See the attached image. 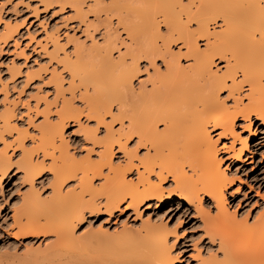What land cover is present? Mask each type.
<instances>
[{
  "label": "snow or ice",
  "instance_id": "6c2138e0",
  "mask_svg": "<svg viewBox=\"0 0 264 264\" xmlns=\"http://www.w3.org/2000/svg\"><path fill=\"white\" fill-rule=\"evenodd\" d=\"M120 6L179 15L157 11L156 35L144 42L113 13L97 17ZM225 9L236 13L231 32ZM30 17L44 30L55 25V52L30 47L40 43L38 33L21 32L33 27ZM9 29L27 71L14 73L0 45V252L13 238L20 255L34 247H25L31 237H57L70 209L78 236L108 232L90 221L151 226L134 229L136 254L92 264H264V0H3L0 30ZM221 37L239 42V59L237 49H215ZM81 46H107L113 62L131 67L129 104L105 101L96 82L85 83ZM197 60L216 78L215 119L193 137L169 135L167 119L137 118L138 85L154 88L172 66Z\"/></svg>",
  "mask_w": 264,
  "mask_h": 264
},
{
  "label": "bare ground",
  "instance_id": "6f19581e",
  "mask_svg": "<svg viewBox=\"0 0 264 264\" xmlns=\"http://www.w3.org/2000/svg\"><path fill=\"white\" fill-rule=\"evenodd\" d=\"M52 2L53 0H44L45 4ZM119 8L120 7L111 9L114 11ZM134 9L132 8V10L135 11L136 17H138L137 20H129L127 17L123 16L125 14L122 15L123 12H121V14L118 13V16L120 14L119 17L121 21L126 27L132 29L133 32L143 31L144 42L152 41L156 35L151 24L154 23L153 18L157 11L165 12L170 19H174L179 15L174 9H157L148 7H137ZM185 11L187 12L188 10L185 9ZM223 11L227 13L229 18L226 30L231 32L235 30L237 26L235 23L236 13L234 10L225 9ZM44 34L43 40H40L38 45L41 49L46 48L49 51L55 52V50L60 47L59 44L55 43L58 39V35L52 33V31H45ZM5 38H8V41L14 40V38L11 37V29L8 31H0V41L4 43ZM229 47L237 49L236 54L237 59H239V42L233 43L229 46L221 37L218 39L215 49L221 52H226L229 50ZM79 56V64L81 70L84 72L85 83H87L89 79L96 82L98 95L103 97L105 101L116 99L122 104H129V96H131V93L125 92L123 88V80L132 75V69L130 66L125 65L122 62H113L111 60L110 49L107 46L103 49L98 47L85 49L81 46ZM11 67L14 73H21L20 68L15 64ZM33 74L38 76L39 68H37L36 72ZM215 84V76L205 73L199 60L191 66L181 67L174 65L171 67L167 75L156 82L154 88L150 89L145 87L144 90L141 91L140 86H137V96L131 101V103L134 106L137 118L149 121L167 119L169 123V135L174 136L183 133L194 137L208 117L211 116L215 119L217 115V111L214 107ZM37 95L39 94L37 93ZM55 195L59 196L58 188L55 191ZM37 196L38 194L34 192L31 193L29 203H34ZM72 216L73 213L70 209L63 214L62 219L56 226V231L58 233L57 237H55L54 242L51 244H46L44 250L40 251L39 249L37 252H34L33 255L36 261L41 262V264H51L50 260L53 259L55 261L52 260V262H56V264H71V262L75 261H81L84 262V264H92L94 261H112L136 254L138 234L135 232L131 233L130 230L128 231L130 233L127 232L126 236L122 234L125 236V239L123 242L120 241L122 243L120 247L115 248L117 249L116 252L115 250L114 253L112 251L111 253L109 252L111 255L106 254V257H102V254H99V256L91 255L92 253L89 254L90 252H93V250L87 251L90 248H88V244L83 240L80 241L78 236L74 235L69 227ZM141 226L145 229L146 234L152 230L151 226L144 221ZM115 240H117V238H114V241ZM119 244L120 243L117 245L119 246ZM92 249L95 248L93 247ZM50 255L53 256V258ZM50 257L52 259H50ZM1 259L2 258L0 257V260Z\"/></svg>",
  "mask_w": 264,
  "mask_h": 264
},
{
  "label": "rangeland",
  "instance_id": "374dc122",
  "mask_svg": "<svg viewBox=\"0 0 264 264\" xmlns=\"http://www.w3.org/2000/svg\"><path fill=\"white\" fill-rule=\"evenodd\" d=\"M2 2H3V0H0V3H2ZM25 2H27V0H25ZM120 8H119L120 10L118 9V10H114V11H112V9L109 8V7L108 8H103V9H98V10H96L97 11V17H100L101 15H103L105 17V20H107V17L109 16V13H113L115 16H118V13L121 14V12H123L122 15L125 14L123 16L127 17L129 20H131V19H136L137 20L138 17H136L135 11L132 10V8L134 9V8H137V7L120 6ZM138 8H140V7H138ZM27 11H28L27 9H20L21 15L26 14ZM120 14H119V16H120ZM40 18L41 19L45 18L43 13L41 14ZM13 19H17V17L13 16ZM29 19H30L31 23L33 24V27L31 29H21V32L24 33V32L31 31L33 33H38L39 34L38 35V39L41 40V41L44 38L45 31L46 32L47 31H51V28H55V25L52 24L51 28H49L48 30H44V29L41 28V25L38 23V21L36 19H34L32 17H30ZM101 23H105V21L102 20ZM107 26L109 28H111L110 21H108ZM112 35L114 37V35H115L114 31H113ZM25 43H26L25 40H21L22 47H23V45ZM0 45H2L3 48L6 50V53H7V61H6V63L11 62L10 66L15 64L16 66H18L20 68L21 73L26 72L27 71V66L25 68H21L20 67V65L22 63H24L23 58L19 57V56H15L14 57L13 50L20 51V49L16 48L15 41L11 40L7 44H4L2 41H0ZM33 46L37 47V48H40V46L38 44H36L35 42H34L33 45H30V47H33ZM90 47L91 46H89V48ZM89 48H87V49H89ZM23 50L27 51V48H24ZM33 55L35 57H37V58L44 59L43 57H39L38 53H34ZM13 57H14V59H13ZM30 62H31V58H30ZM31 67L34 68V69L38 68L35 64H31ZM17 79L21 80V82H23V80H22V78L20 76H17ZM34 82H36V81H34ZM127 219L128 218L125 217V220H127ZM89 223L90 224H94L96 229L107 228L108 232H106V233L104 232L103 233L101 231H89L87 234H85L83 236H78V235L77 236L80 239V241L83 240L86 244H88V248L89 247L90 248L94 247L95 249H98V250H95V249H92V248L90 249L89 248V250H87V251H90V250L91 251L93 250V252L95 251L94 254H93V252H90L89 254L92 253L91 255H98V256H99V254H102L101 255L102 257H106L107 255H111L110 254L111 251L114 253V250H115V252H116L117 249H115V248H118V247L121 246V244H122L121 242H123V240L125 239L124 237L126 236V234H127V232L129 230H130L131 233L132 232L134 233L135 232L134 229L141 228L142 227L141 225H142L143 221H141L140 224H136L134 221H129L127 226L125 225V222L119 220V218H118L117 221H114V222H111V223H105L104 220H100L98 223H96L94 221H90ZM125 229H126V233H125ZM130 232H128V233H130ZM122 234H124L125 236L122 235ZM98 238H99L100 241L98 240ZM102 238H103V240H102ZM114 238L115 239L117 238V240L114 241ZM120 239H122V240H120ZM54 240H55V238H53V237H49L48 239H45L43 236L31 237L30 239H27V241L25 243V247L26 248L29 247V246H34V247H32L31 250L28 251L27 253H22L20 255H17L16 252L11 250V247H13L14 244H15V238H13V240L9 241V244L7 245L10 248L9 252H7V253L0 252V257L2 258L0 261L3 260L5 262V264H7V263L8 264H20L21 261H25V260L36 261L34 255H33L34 252L35 251L37 252L39 249H40V251L44 250L45 247H46V244H49V243L51 244L52 242H54ZM97 241H99V242H97ZM118 243H120L119 246L117 245ZM30 257H31V259H30ZM51 257L53 258V256H51ZM51 257H50V259H52ZM52 260H50V263L52 262ZM6 261H7V263H6ZM53 261H55V260H53ZM40 264H41V262H40Z\"/></svg>",
  "mask_w": 264,
  "mask_h": 264
}]
</instances>
